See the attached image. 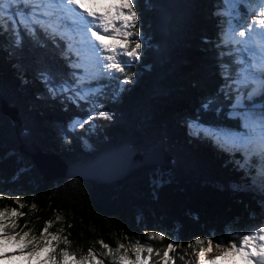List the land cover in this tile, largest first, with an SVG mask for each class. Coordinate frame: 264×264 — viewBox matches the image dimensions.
I'll return each mask as SVG.
<instances>
[{
	"label": "trees",
	"instance_id": "obj_1",
	"mask_svg": "<svg viewBox=\"0 0 264 264\" xmlns=\"http://www.w3.org/2000/svg\"><path fill=\"white\" fill-rule=\"evenodd\" d=\"M133 2L143 45L136 63L124 71L131 81L112 95L110 84L102 79L110 76L90 79L106 88L94 104L72 99L64 91L78 81L89 62L64 21L56 25L40 17L34 26L29 21L35 22L38 13L27 12L24 0L4 5L0 14V211L6 213L5 234L15 236L11 241L16 245L14 264H63L64 251L78 262L89 250L103 264H121L118 257L127 252L130 264L138 244L153 248L151 256L141 253L142 264L146 257V264H165L163 253L170 243L178 245L169 252L171 264H195L209 240L214 253L220 250L216 245L229 246L230 240L264 227L260 191L264 165L259 152L247 158L244 150L221 146L189 127L196 121L237 132L243 112L259 114L264 109V94H252V83L242 79L245 70L239 66L234 43H222V33L227 26L232 29L233 22L225 12L227 0ZM244 9L241 5L242 14ZM19 21L24 24L18 26ZM113 71L122 77L123 72ZM236 103L243 108L235 107ZM95 111L111 119L92 115ZM91 117L96 118L69 129L73 120ZM26 141L66 164L89 161L122 143L145 153L158 141L171 157V168L137 170L113 185L69 178L46 181L32 160L19 152ZM24 232H28L27 246L20 249L16 241ZM151 233L164 239H153ZM53 234L59 240L52 241L48 252L30 258L32 245H44L42 235L50 240ZM198 239L204 243L196 244ZM119 244L125 247L117 253ZM87 264L94 261L89 258Z\"/></svg>",
	"mask_w": 264,
	"mask_h": 264
},
{
	"label": "snow or ice",
	"instance_id": "obj_2",
	"mask_svg": "<svg viewBox=\"0 0 264 264\" xmlns=\"http://www.w3.org/2000/svg\"><path fill=\"white\" fill-rule=\"evenodd\" d=\"M20 0H0V14H3L4 5L8 4L9 6L13 4H18ZM229 4L233 3L234 0H227ZM259 4L264 6V0H257ZM25 4H28L27 12H31L35 10L38 13L37 20L35 22L29 21V23L39 22L40 17H44L47 19H60L63 22L64 10L60 7L61 5H68L74 8L76 11L81 12V14L87 18V27L86 31L90 33V37L94 38L93 47L94 50L101 54L98 59H104L110 61V64L104 65L106 69H115L117 71L123 72L125 69L120 66V63L117 61V55L121 53L118 52V49L123 50V55L129 58H139L140 49H141V41L136 39L134 41V47L129 50L128 45L130 43L129 38L132 36H140V31L136 27L138 24V14L134 9L133 0H88V4L92 6L89 7L86 5L85 0H35V2L29 4V0H24ZM97 3H101L104 5L103 11L94 10L95 5ZM42 9H47V11H41ZM49 13L51 15H49ZM261 16L264 17V11L261 12ZM258 23L264 26V19H260ZM23 21L18 22L19 25H23ZM245 28L248 27V24L245 23L243 25ZM11 27V26H10ZM25 30L27 26L24 25ZM129 29H136L135 31H130ZM261 36H264V32L259 33ZM239 37H245V31L238 32ZM104 53H110L107 55H103ZM249 75L259 81L261 94H264V64L260 66L259 69L254 68L249 65ZM115 79V77H113ZM131 81V76L126 77L123 80L124 84H127ZM255 88L253 89V92ZM100 117L111 119V116L107 115L105 112L99 113ZM96 117H91L86 121L80 122L79 126L83 127L84 123H90L91 119H95ZM250 119L255 120L257 123L261 125V140L260 144L261 148V156L264 157V109H261L259 115H253ZM260 191L264 194V183H262L260 187ZM19 203V200H17ZM23 207V205H21ZM35 207V205H33ZM18 213L15 209L12 210V215L16 216ZM22 215V213H20ZM6 218V213L4 211H0V259L5 258V253L2 251L5 244L10 241H15V236L11 233L5 234V226L3 224V220ZM59 219V217H58ZM51 221L48 222L51 225ZM44 233L48 232V227H45L43 230ZM18 235V233H17ZM239 235V234H238ZM28 236V232H24L23 236L20 237L19 241H16L17 246L25 245L24 238ZM150 237L153 239H164V237L159 233H151ZM42 239L46 242L44 245L33 244L31 251L28 253L29 257H36L41 253H46L51 247L52 241L59 240L57 235H51V239H47V237L42 235ZM28 244H32V241H28ZM64 243H68L65 238ZM204 243L203 240L198 239L196 244L202 245ZM229 246L221 248L220 245H216L217 249H220L222 255L216 256L211 261H205V253L213 250L212 242L208 241V248H201L199 251V262L200 264H216L217 260H222L233 253L238 254L242 259H244L247 264H264V228H260L258 230L253 229L249 234H243L240 236V239L237 241L235 239L230 240L228 242ZM27 246V245H25ZM105 248L109 249V253H112V249L108 245H103ZM123 244H119L117 249L115 250L117 253L120 252V249L124 248ZM174 247H178V245L169 244L168 249L163 253V259L165 260V264H171V258L169 257V252L174 250ZM192 247V245H189ZM135 252V261L130 262V264H142L141 253L147 252L149 256L153 253V248L151 246H143L137 245L133 248ZM159 255V252L156 253ZM89 258L94 261V264H103L102 260H97L96 256L93 254L92 250H89L88 256L82 257L78 262L74 260L73 257H70L67 251L63 252V264H68L69 260H73V264H87ZM51 259V258H50ZM121 264H129L127 252L119 255L118 257ZM147 257L144 258L143 264H146ZM47 264V261H45ZM55 264V261H53Z\"/></svg>",
	"mask_w": 264,
	"mask_h": 264
},
{
	"label": "rangeland",
	"instance_id": "obj_3",
	"mask_svg": "<svg viewBox=\"0 0 264 264\" xmlns=\"http://www.w3.org/2000/svg\"><path fill=\"white\" fill-rule=\"evenodd\" d=\"M85 3L87 6L91 7V4H88V0H85ZM225 4V3H224ZM229 4V3H228ZM241 5L245 7L244 12L241 13L240 8ZM227 10L225 11L228 18L233 19V22L230 23L232 29H229V26H227V30L225 29V32H223V40L222 43L224 45L233 42L234 44H237L238 40L242 41L244 44V49L248 46V52L251 54V66L257 67L261 66L264 63V47L262 48L260 46V42L264 43V36H261L259 33H261V26L258 21L260 19H264V17L261 16V12L264 11V6L259 4L257 0H234L233 3L229 4V7L225 5ZM68 15L69 20L74 26V29L76 33L78 34L80 38V44L79 47H81L82 54L87 58L89 62H86L83 67V73L80 75L78 81H75L74 84H71L65 89L64 91L67 92V95H69L72 99L75 100H81V101H88L91 104H94L97 101L98 95L103 93V90H105V87H101L99 85H93V83L90 82V79L96 80L98 76L102 75H108L110 78H102L105 82V84H110L109 87V93L112 95H116L120 93L126 84L123 83V80L127 77L125 75L124 71H127L131 66H133L136 61V59L129 58L125 55H123V50L118 49L117 51L120 52V55H117L116 59L120 63V66L123 67L125 70L123 71V75L121 78H119L118 74L113 71V69H104L100 70L99 67L102 65L110 64V61L104 60V59H98L99 56H101L100 53L96 52L93 47V41L94 38L90 37V33L87 32L85 29L88 26L87 25V18H85L81 12L76 11L74 8L73 10L69 9L68 5L64 4L60 6ZM72 8V7H71ZM104 5L101 3H97L95 5L94 10L103 11ZM237 11V13H235ZM258 15V16H257ZM257 17V19H256ZM259 17V18H258ZM247 23L248 27L245 28L243 25ZM131 31V29H129ZM239 31H245L246 36L245 37H239L238 32ZM256 37L258 42H256ZM136 39H139L141 41V47H142V39L141 36H132L129 38V45L128 48L131 50L135 45H132L130 47L131 43H134ZM246 50V49H245ZM141 51V49H140ZM110 53H104L103 55H107ZM253 59V60H252ZM261 60V61H258ZM115 77V79H113ZM101 78V77H100ZM243 80L249 79L251 81L253 88H252V94H260V84L259 81L253 79L250 75H247V79L242 76ZM112 83V84H111ZM255 88V91L253 92V89ZM243 104H237L235 107L242 109ZM4 111V109H3ZM10 111H5L6 114H9ZM101 111L93 112L92 115H99ZM259 115L257 112L253 111H246L243 112V114L240 116V127L241 129L237 132H234L233 130H230L228 128H213L209 127L203 124H200L196 121L190 122L189 127L193 132L202 131L204 134H207L214 139L221 145V146H228L230 148H233L236 151H242L244 150V154L247 158H254L255 151L260 155L259 160L264 165V157L261 156V132L260 128L261 125L257 123L255 120L250 119L253 115ZM89 118L84 119H75L69 124V129L73 130L74 128H80L79 124L82 121H86ZM88 123H84V126ZM84 142L85 148L88 150V145L86 141ZM257 154V155H258ZM181 155V154H180ZM54 180V179H53ZM264 228L263 226L259 227ZM257 229V230H258ZM20 240V239H19ZM16 245L14 242H7L2 249V251L5 253V258L0 259V264H12L11 260H13V256H10L12 254V250L15 249ZM18 247V246H17ZM228 247V246H225ZM21 249V247L19 246ZM224 248V247H223ZM43 253L36 256L37 258H42ZM222 255L221 250H217V252L211 253L206 252L205 253V261H211L216 256ZM31 264H34L30 262ZM37 263V261H36ZM195 264H200L199 262V256L197 257V261ZM216 264H247V262L242 259L238 254L233 253L229 257L217 260Z\"/></svg>",
	"mask_w": 264,
	"mask_h": 264
},
{
	"label": "water",
	"instance_id": "obj_4",
	"mask_svg": "<svg viewBox=\"0 0 264 264\" xmlns=\"http://www.w3.org/2000/svg\"><path fill=\"white\" fill-rule=\"evenodd\" d=\"M19 152L28 156L37 168L41 178L51 181L69 178L105 185L122 182L130 173L144 169L171 168V157L158 141L152 143L145 153H139L129 144L122 143L102 151L96 158L86 162L64 163L57 156H50L34 148L28 141L23 142Z\"/></svg>",
	"mask_w": 264,
	"mask_h": 264
},
{
	"label": "bare ground",
	"instance_id": "obj_5",
	"mask_svg": "<svg viewBox=\"0 0 264 264\" xmlns=\"http://www.w3.org/2000/svg\"><path fill=\"white\" fill-rule=\"evenodd\" d=\"M33 2H35V0H29V4H31V3H33ZM69 9H71V10H73V8H71V7H68ZM258 16V15H257ZM259 18V17H258ZM256 19H257V17H256ZM260 30H261V32H264V26H261V28H260ZM256 42H258V44H259V40H257V37H256ZM260 46L263 48L264 47V43H261L260 42ZM264 51V50H263ZM249 53V52H248ZM249 56H250V59H251V54L249 53ZM141 170V169H140Z\"/></svg>",
	"mask_w": 264,
	"mask_h": 264
}]
</instances>
